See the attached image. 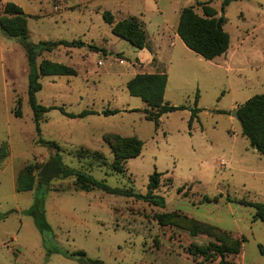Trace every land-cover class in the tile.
I'll list each match as a JSON object with an SVG mask.
<instances>
[{"label":"rangeland","instance_id":"1","mask_svg":"<svg viewBox=\"0 0 264 264\" xmlns=\"http://www.w3.org/2000/svg\"><path fill=\"white\" fill-rule=\"evenodd\" d=\"M7 1L28 14L31 41L85 42L38 56V63L49 58L77 70L75 75L41 76L40 103L74 113L118 109L69 117L52 108L41 121L42 137L60 144L67 165L113 187L146 193L150 175L162 172L155 192L164 197V206L101 189L77 190L69 177L16 190L19 171L31 161L48 160L54 149L38 142L28 102L26 52L17 38L0 31V264H83L89 259L105 264H264V220L255 207L239 202L264 203V157L233 114L239 104L264 93V0H233L226 6L224 28L230 34L229 53L235 50L232 58L221 57L207 69L190 51L193 58L184 66L173 65L166 99L186 107L163 114L157 127L137 110L143 100L125 86L140 69L133 66L137 47L114 34L102 15L103 10L117 17L134 13L154 34L161 22L154 0H0V16ZM212 6L220 11L221 0ZM92 44L108 52L92 49ZM185 52L176 47L175 59ZM194 67L200 71L198 81L189 74ZM18 98L21 115L15 114ZM195 99L200 110L189 127ZM107 132L136 135L144 142L141 153L127 159L125 174L100 165L101 159L76 154L96 150L110 165L114 155L103 139ZM163 212L174 214L170 223L157 220ZM232 239L242 240L239 253L221 259L199 252L211 242L232 245ZM79 250L85 257L75 254Z\"/></svg>","mask_w":264,"mask_h":264},{"label":"trees","instance_id":"2","mask_svg":"<svg viewBox=\"0 0 264 264\" xmlns=\"http://www.w3.org/2000/svg\"><path fill=\"white\" fill-rule=\"evenodd\" d=\"M213 0H196L195 4L184 6L180 10L177 25V33L184 43L194 52L200 54L206 59H213L225 53L230 46V34L224 28L226 22L225 9L233 0H221L220 11L212 6ZM197 6L201 8V13L197 11ZM221 12L219 15L218 13ZM103 18L111 25V31L117 36L129 41L137 48L148 46V33L144 22L135 15H130L119 20H115L114 14L110 10L102 11ZM0 31L7 37L17 38L22 44L28 59V102L33 111V120L35 122L38 142L48 145L54 149L53 154L46 161H31L26 164L16 177V190L27 191L35 187L49 186L52 181L61 178H74V184L77 190L91 191L101 189L107 193H114L125 196H135L152 204L164 206V197L155 191L161 184L162 172L155 170L149 178L146 193L136 191L133 187H113L105 180L99 179L82 168L67 165L60 153L61 146L55 140H47L41 135V121L44 113L52 108H58L69 117H83L92 113H102L104 115L116 113L118 109H104L101 112L94 109H84L79 113L67 111L64 106H46L40 103L36 98V93L42 88L40 77L44 75H75V67L63 62L55 61L49 58H42L39 63L37 58L43 51L54 50L59 46H82L85 42L81 39L66 40H41L33 42L29 39L28 14L23 8L13 1H7L4 5L3 14L0 16ZM92 49L107 51L104 47L100 48L94 44L90 45ZM167 83L166 72L156 73H137L127 82V88L130 94L139 96L146 104L141 110L145 117L152 120L156 127L160 124V118L163 114L185 108V105H174L167 102L164 98L165 87ZM200 108L195 106L191 108L189 118V127H192L194 119ZM238 119L242 127V134L246 136L252 147L264 157V93L255 94L237 107ZM15 114L21 115V99L18 98L15 108ZM103 139L110 146L114 159L109 164L104 155L99 151L85 149L76 152L77 156H90L101 159L100 165L108 167L113 172L125 174L127 169L126 162L130 157L138 156L143 147V140L136 135L123 136L115 132H107ZM171 180V179H170ZM181 190V187L178 188ZM216 199V198H215ZM240 203L255 207L256 216L264 220V203L240 200ZM173 213L163 212L156 215L159 223H170V217ZM40 229L42 224L38 221ZM233 240V239H232ZM242 240L235 239L232 245L211 242L206 246L199 248V252L204 257L209 255H219L223 259L228 253H239ZM75 254L85 257L83 250ZM83 264H105L99 259L85 260Z\"/></svg>","mask_w":264,"mask_h":264},{"label":"crops","instance_id":"3","mask_svg":"<svg viewBox=\"0 0 264 264\" xmlns=\"http://www.w3.org/2000/svg\"><path fill=\"white\" fill-rule=\"evenodd\" d=\"M154 1L156 4L157 15L161 19L159 29L156 33L153 32L154 34H151V30L149 29L147 22H145L141 17H139L138 15L134 13L121 12V15H120L121 17L120 16L117 17L115 14H114V17H115V20H119V19H122L130 15H135L144 22L145 29L148 33V46L143 47V48H136L135 50L134 59L136 61L135 60L134 61L136 65L134 64L133 66L134 68L138 66L140 69L136 68L135 69L136 71H134V75L136 73L166 72L167 83L165 87L164 98L167 101L166 99L167 93L170 90V87L173 86V78H171V75H170L173 65L176 64L178 67H182L185 65L186 62L190 61V59L193 58L190 54H188L190 53V51H193V50H191L184 43L182 38L177 33V25H178L180 10L184 6L194 4L196 0H154ZM62 46L63 45L59 46L58 48H55L54 50H59L61 49ZM103 47L107 50L105 46H102L100 48H103ZM176 47H180L182 50L187 51L185 52L186 54L185 57L181 59H175L174 52L176 50ZM107 52L108 50L105 53L104 52L103 53L106 54ZM228 53H229V48L225 53L219 56H216L213 59H206L200 54L196 53L199 56L194 57V59L196 60L197 64H200V66L202 67L204 66L205 68L208 69L211 65L219 64L220 62L219 59H222L221 57L232 58L233 55L235 54V50L233 49L229 53V55ZM101 58L102 57H100L99 60ZM223 60L225 61V58ZM190 73L193 74L192 76L193 80H196V81L200 80V71L198 67H194L193 70L189 72V74ZM205 76L211 77L212 75L207 74ZM127 82L128 81H126V84H125L126 87H127ZM145 106L146 104L143 101V105L139 106V109L144 108ZM128 109L132 110V109H135V107L129 106ZM160 121H161V118H160Z\"/></svg>","mask_w":264,"mask_h":264},{"label":"built area","instance_id":"4","mask_svg":"<svg viewBox=\"0 0 264 264\" xmlns=\"http://www.w3.org/2000/svg\"><path fill=\"white\" fill-rule=\"evenodd\" d=\"M99 62L101 63L102 61L100 60ZM119 62H120V63H123V62H124V59H123V58H120V59H119Z\"/></svg>","mask_w":264,"mask_h":264},{"label":"water","instance_id":"5","mask_svg":"<svg viewBox=\"0 0 264 264\" xmlns=\"http://www.w3.org/2000/svg\"><path fill=\"white\" fill-rule=\"evenodd\" d=\"M233 114H235L236 117H238L237 109L233 111Z\"/></svg>","mask_w":264,"mask_h":264}]
</instances>
